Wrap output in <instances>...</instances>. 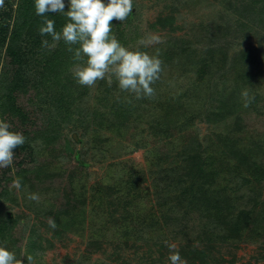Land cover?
I'll use <instances>...</instances> for the list:
<instances>
[{
    "label": "rangeland",
    "instance_id": "rangeland-1",
    "mask_svg": "<svg viewBox=\"0 0 264 264\" xmlns=\"http://www.w3.org/2000/svg\"><path fill=\"white\" fill-rule=\"evenodd\" d=\"M167 3L175 7L174 23L179 26L171 34L167 28L150 26L158 15L168 11ZM14 5L15 1L4 0L0 16L12 11ZM261 5L263 2L255 0H133L132 13L120 22V28L129 30L128 23L132 22L136 31L132 34L129 30V37L134 39L125 46L130 49L142 45L149 54L155 50L153 45L165 43L173 35L182 36L185 44L199 51L222 46L226 57L221 66L229 72L234 68L236 53L253 49L259 75L255 86L264 91ZM60 14L61 23L55 25L57 31L64 23L65 15ZM154 37L159 42L149 43ZM36 40L41 45L43 40L53 44L50 36L37 35ZM50 55L46 54L45 59ZM73 62L70 68L76 63ZM44 66L47 67L46 62ZM172 68L163 63L161 75L171 69L170 76L176 77L180 72ZM37 72L44 77L42 66ZM202 72H206L205 67ZM184 83L180 80V88ZM179 86H170V91L179 94ZM96 90L97 83L86 87L85 92L77 93L74 101L81 98V104L88 102L93 110ZM179 100L184 110L192 108V112L188 111L193 113L188 129L195 131L200 145L196 153L185 148L188 138L183 136V130L172 132L163 143L150 142L151 136L142 125L126 133L113 131L102 128L93 113L81 125L79 118L67 124L60 142L53 146H45L38 132L32 135L24 147L15 150L13 165L0 168V185L9 193L0 201V208L15 237L14 243L3 239L0 246L15 253L22 264H28L29 256L34 264H170V250L165 241L175 245L186 264H264V233L250 232L255 210L264 209V174L260 180L255 178L243 164L235 162L236 158L223 145L227 142L225 138H234L240 152L248 151L245 147L251 142L264 147V100L241 107L222 121L207 118L208 111L197 107L199 100L195 97ZM206 102L208 107L215 103ZM132 125L139 124L135 121ZM163 151L165 155H161ZM210 155L216 159L218 172L213 181H207L205 191L216 188L229 201V206L235 205L234 210L253 212V217L236 231L228 228L231 221L230 216L226 218L227 211L221 209V217L212 221L208 213L202 215L182 194L186 181L191 179L190 161H201L206 166L212 158H208ZM247 158L253 165L251 169L258 171L256 161L264 172L263 150ZM245 175L250 182H244ZM17 178H20L19 188L13 184ZM28 193H36L39 200L27 199ZM79 210L84 217L74 226H66V220L72 221ZM50 217L55 221V229L49 226ZM32 240L40 244L35 253L34 250L29 253Z\"/></svg>",
    "mask_w": 264,
    "mask_h": 264
},
{
    "label": "trees",
    "instance_id": "trees-1",
    "mask_svg": "<svg viewBox=\"0 0 264 264\" xmlns=\"http://www.w3.org/2000/svg\"><path fill=\"white\" fill-rule=\"evenodd\" d=\"M13 1L15 5L12 11L0 16V119L10 123L12 130L21 132L26 140L31 139V136L38 132L45 146H53L55 142H60L64 132L63 128L67 124L79 118L81 125L82 121L87 122L88 115L93 113V117L97 118L102 128L106 127L113 131L119 130L126 133V130H137L142 125V129H146L151 136L150 142L163 143L164 140H168L172 132L183 130V136L188 138L185 148L192 149L196 153L200 145L195 131L188 129L190 118L193 115L189 113L192 112V108L186 107L184 110L179 98L185 96L197 98L199 100L197 107L208 111L206 117L211 121L218 119L222 121L231 114H236L239 108L244 107L240 97V92L244 88L249 89L250 95L254 97L251 105L258 100H264V91L255 86L259 75L256 73L257 63L253 49H243L236 53L233 56L234 62H232L234 68L229 72L227 69H222L226 57V51L222 46L207 47L199 51L185 44L182 36L173 35L167 42L153 45L155 50L152 53L154 55L159 49L163 63L171 65L172 71L177 69V72H180L176 77L170 76L171 69L170 72L161 75L160 80L153 85L154 88L155 86L158 88L151 99H135L129 93L121 92L114 78L111 84L107 82V79L100 80L97 82L92 110L88 102L81 104V98L78 99L79 101H74L77 93L85 92L86 87L82 89V86L72 78L70 65L74 63L73 54L67 51L64 42H57L55 47L47 48L36 40L37 35H40L38 28L43 20L52 19L56 25L61 23V14L48 13L41 17L35 14L34 0ZM255 1L263 2L259 13H264V0ZM165 7L168 11L158 15L150 26L158 25L160 28H167L168 34H171L179 28L174 23L176 9L171 3L165 4ZM136 13L137 11L135 15ZM65 17H62L63 25L67 22ZM112 23V34L124 46L130 39H134L129 37V30L132 34L136 31V26L132 22L128 23L129 30L121 29L118 21ZM40 48L42 51H39ZM130 49L146 52V48L142 45ZM46 54H51L50 58L45 59ZM33 59L35 60L32 61ZM44 62L47 67L44 66ZM39 66L43 67L44 77L37 75ZM202 67L206 68V72H202ZM182 79L185 83L180 88L178 84ZM170 86H179L177 89V92L180 91L179 94L170 91ZM199 87L202 88L199 89ZM74 92L76 95H73ZM182 94L185 96L183 97ZM46 100L48 103L45 102ZM207 100L215 101L212 107L207 106ZM73 103L76 107L72 106ZM75 113L78 115L74 116ZM80 114L82 117L79 116ZM129 117L134 120H129ZM135 121L139 124L136 127L132 125ZM98 136L99 133L96 132L95 137ZM225 139L227 142L223 145L228 148L229 155L236 158L235 162L243 164L246 171L255 178L262 179L264 172H261L260 164L254 161L258 171L251 169L253 165L247 156L256 155V151H264V147L251 142L248 144L249 147H245L248 151L240 152L234 138ZM24 144L20 147H24ZM165 154L166 151L161 152V155ZM208 158L211 160L208 159L206 166L201 161H190L192 164L188 170L191 173V179L186 181L187 185L181 190L182 194L187 196L188 203L200 210L202 215L205 212L208 213L212 221H217L221 217V209L227 211L226 218L230 216V221L235 222L234 224L230 222L228 228L230 231H236L244 227L245 222L253 217V212L251 209L234 210L235 205L229 206V201L223 199L216 188L211 187V192L205 191L207 181L209 183L213 181L215 173L218 172L215 157L210 155ZM245 176L244 182H250V178ZM8 194L6 188L0 185V201L5 200ZM230 200L233 201L232 198ZM255 213L257 214L254 216L250 232L252 235L263 234L264 209L255 210ZM82 214L83 211L79 210L77 216H72V221L66 220V226H74L79 218L84 217ZM6 223L7 217L0 208V241L8 239L14 243V234ZM259 230H261L260 233ZM38 246L40 244L32 240L28 247L29 253L33 250L35 253V248Z\"/></svg>",
    "mask_w": 264,
    "mask_h": 264
},
{
    "label": "clouds",
    "instance_id": "clouds-1",
    "mask_svg": "<svg viewBox=\"0 0 264 264\" xmlns=\"http://www.w3.org/2000/svg\"><path fill=\"white\" fill-rule=\"evenodd\" d=\"M4 0H0V8ZM65 8L67 10H65ZM35 14L46 16L48 13H63L67 22L60 31L55 28V21L44 19L38 32L41 36H50L53 44L48 40L42 41L43 47H55L57 42L63 41L67 51L73 54L76 62L70 69L74 81L82 87H94L100 80L107 79L109 84L113 78L121 92L129 93L135 99L155 96L153 85L160 80L163 72V61L160 51L149 54L139 49H129L112 34L113 21H125L133 10V0H34ZM158 37L151 38L148 42ZM145 41H141L144 44ZM75 46V47H73ZM243 106L248 107L253 96L250 90L244 88L240 92ZM26 142V138L19 131H13L12 125L0 119V168L13 165L15 150ZM19 188L20 178L13 181ZM27 199L38 201L36 193H28ZM49 226L55 229V221L50 217ZM170 250L168 260L170 264H186L175 245L164 242ZM28 264H34L31 256L27 257ZM0 264H22L15 253L0 246Z\"/></svg>",
    "mask_w": 264,
    "mask_h": 264
}]
</instances>
